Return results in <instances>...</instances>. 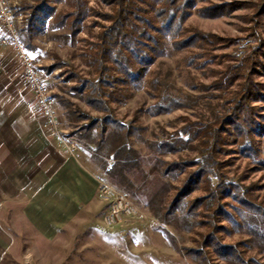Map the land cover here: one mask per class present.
<instances>
[{
  "label": "rangeland",
  "instance_id": "1",
  "mask_svg": "<svg viewBox=\"0 0 264 264\" xmlns=\"http://www.w3.org/2000/svg\"><path fill=\"white\" fill-rule=\"evenodd\" d=\"M9 1L19 39L32 54L36 70L44 78L55 100L62 134L71 137L79 145L96 169L99 180L124 194L135 208L134 217L123 218L111 227L105 221L106 206L103 202L104 207L99 212L92 215L84 212L82 219L70 223L58 240L43 246L39 252L36 251L34 259L27 257L25 251H21L20 264H198L186 257L182 249L194 247V241L204 232L202 218L185 216V212L175 210L173 216L163 223L162 217H156L149 206L151 204L156 210L161 207L166 209L172 194L160 195L162 184L180 185V182L168 177L163 178L157 173L149 174L155 159H196L198 153L191 148L195 143H188L186 149L181 146L172 154L153 155L147 142L160 143L173 138L187 140L188 137L183 131L186 124L184 119L207 121L221 113L223 100L199 88L201 83L209 85L215 76L210 74L207 68L196 70L187 67L184 63L187 51L169 48L164 56L155 60L149 77H157L162 83L164 94L178 99L185 107L157 116L143 112L156 102V99L148 94L149 88L146 87L135 91L133 97L125 103L112 105L119 121L129 124L137 119L135 125L143 129L141 139L132 138L129 142V147L137 153L139 166L128 169L125 173L128 176L127 181L120 183L122 187L118 186L113 182L117 183V180L109 179L101 169L103 166L109 168L113 165V154L108 151L118 145L113 142L112 137L98 149L97 142L82 136L78 129L87 123L82 120V114H88L92 118L102 114L73 94L71 89L76 84L67 81L70 73L92 77L91 70L83 64L81 55L89 42L96 41L102 27L109 25L103 15L111 13V0H86L88 17L79 25L75 34L62 22V17L72 11L66 0H47L43 9H36L41 0ZM192 1L193 6L187 9L185 27L235 39L229 47L215 50V54L226 53L240 60L250 49L261 46L260 40L264 41V13L258 17H255V13L264 4V0ZM213 6L221 8L220 15L203 17L200 11ZM260 61L264 62V55L260 56ZM232 62L234 61L227 63ZM255 80L264 84V70H261ZM232 89H235V86ZM33 100L19 61L9 58L0 73V103L11 112L16 111L17 107L19 111L25 110L21 107V104L25 103L24 105L34 107L36 117H40ZM251 104L255 107L256 121L253 136L259 150V159L264 162V98L261 101H252ZM230 148L234 153L226 157L230 162L224 167L228 180L240 187L251 189L253 197L264 209V167L236 154L235 146ZM182 179L184 176L179 178L181 181ZM199 195L200 191L194 192L186 201ZM164 212L165 210L161 211L160 215L165 214ZM221 224L231 231L230 234L222 233L226 243H243L241 249L245 256L254 259L256 263L253 264H264L263 239L246 229L236 231L230 228L227 222ZM215 261L222 264L220 260Z\"/></svg>",
  "mask_w": 264,
  "mask_h": 264
},
{
  "label": "trees",
  "instance_id": "2",
  "mask_svg": "<svg viewBox=\"0 0 264 264\" xmlns=\"http://www.w3.org/2000/svg\"><path fill=\"white\" fill-rule=\"evenodd\" d=\"M61 2L64 0H55ZM72 11L62 17L67 29L75 34L79 25L88 17L86 0H66ZM47 0H41L36 9H43ZM112 11L103 15L109 23L103 26L95 42H89L81 57L83 64L91 70L92 77L86 78L70 73L67 81L75 82L72 93L87 106L102 114L92 118L82 114L86 121L78 130L82 136L97 142L98 149L108 138L113 137L117 148L108 151L113 154V165L101 167L107 177L121 186L127 181L126 171L138 167L137 153L129 147L132 138L142 136V128L118 120L113 104L125 103L135 91L149 88L148 94L156 102L143 112L151 116L168 113L185 107L169 94H164L162 83L151 75V66L157 58L165 55L169 48L187 51L184 63L196 70L208 69L215 79L209 84H200L202 91L211 92L223 100V110L212 120L184 119V135L188 138L147 142L153 155H166L177 152L188 143L198 153V157L185 161H166L156 158L149 174H158L180 182L179 186L164 183L160 195L170 196L166 209L151 205L154 215L165 223L175 210L185 212V216L202 218L204 232L194 241V247L183 248L186 257L198 264H253L247 258L243 243H226L222 233L230 234L227 222L234 230L246 229L264 240V209L253 197L249 188L240 187L228 180L224 167L229 165L235 146V153L264 167L259 158V150L253 136L256 121L252 101L264 98V84L255 80L264 70V41L261 46L250 49L240 60L230 54H215L218 48L225 49L235 39L208 34L193 27H185L187 9L193 6L192 0H111ZM53 11V10H52ZM203 17L220 15L219 6L200 11ZM264 13V4L256 11L255 17ZM53 14V13H52ZM219 50V49H218ZM234 61L232 63H227ZM219 66V67H210ZM235 86V89L232 87ZM95 130H98L95 131ZM107 154V153H106ZM181 176L184 179L179 180ZM215 181V183L213 182ZM122 183V184H120ZM173 191V193H171ZM201 195L189 199L194 192ZM165 210V214L160 215ZM232 229V231H234ZM215 258V259H214Z\"/></svg>",
  "mask_w": 264,
  "mask_h": 264
},
{
  "label": "crops",
  "instance_id": "3",
  "mask_svg": "<svg viewBox=\"0 0 264 264\" xmlns=\"http://www.w3.org/2000/svg\"><path fill=\"white\" fill-rule=\"evenodd\" d=\"M7 48L0 46V73L9 58L19 61ZM24 104L11 112L0 103V264H20L21 251L34 259L84 212L104 207L96 169L79 145L53 135Z\"/></svg>",
  "mask_w": 264,
  "mask_h": 264
},
{
  "label": "built area",
  "instance_id": "4",
  "mask_svg": "<svg viewBox=\"0 0 264 264\" xmlns=\"http://www.w3.org/2000/svg\"><path fill=\"white\" fill-rule=\"evenodd\" d=\"M0 46L10 48L17 55L22 66L23 77L33 90L34 100L44 127L53 135L60 137L62 129L56 115L55 100L44 78L38 74L32 54L19 39L9 0H0ZM71 148L75 149L76 146L72 144ZM98 195L106 206L105 221L108 226L117 225L123 218L134 217L135 208L131 201L111 185L98 180Z\"/></svg>",
  "mask_w": 264,
  "mask_h": 264
}]
</instances>
